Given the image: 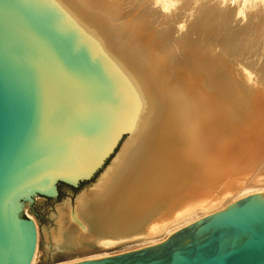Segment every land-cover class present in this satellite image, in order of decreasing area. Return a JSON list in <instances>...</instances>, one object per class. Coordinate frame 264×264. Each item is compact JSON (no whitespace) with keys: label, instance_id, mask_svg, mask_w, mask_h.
<instances>
[{"label":"water","instance_id":"95a60500","mask_svg":"<svg viewBox=\"0 0 264 264\" xmlns=\"http://www.w3.org/2000/svg\"><path fill=\"white\" fill-rule=\"evenodd\" d=\"M197 119L68 0H0V264L157 239L242 186ZM41 195L48 200L36 199ZM65 264H264V191L159 243Z\"/></svg>","mask_w":264,"mask_h":264},{"label":"bare ground","instance_id":"6f19581e","mask_svg":"<svg viewBox=\"0 0 264 264\" xmlns=\"http://www.w3.org/2000/svg\"><path fill=\"white\" fill-rule=\"evenodd\" d=\"M68 1L149 82L197 119L209 140L221 178L255 170L239 188L169 222L166 228L181 220H186L185 226L189 225L201 219L195 220L198 211L210 215V211L223 206L224 209L241 196L264 191V5L261 2ZM121 5H134L133 10L140 7L136 13L142 11L137 15L128 8L133 14L129 12L131 16L127 14V17ZM137 20L140 23L135 24ZM172 21L175 28L170 31L167 26ZM34 225L36 228L35 222Z\"/></svg>","mask_w":264,"mask_h":264},{"label":"rangeland","instance_id":"374dc122","mask_svg":"<svg viewBox=\"0 0 264 264\" xmlns=\"http://www.w3.org/2000/svg\"><path fill=\"white\" fill-rule=\"evenodd\" d=\"M129 1V0H128ZM253 2H261L263 5H264V0H254ZM133 7H135L134 5H132ZM133 7H131V5L130 6H124V5H121L120 6V9L122 10V8H124L123 9V11H124V14L127 16V14H128V16L130 17L131 15H130V13H132L133 11L135 12V10L136 11H138L137 9H139L140 10V7L139 8H134V10L132 9ZM126 8V9H125ZM131 8V11H129V9ZM142 11V10H141ZM141 11H139V13L137 12H135V14H137V15H139L140 13H141ZM130 12V13H129ZM133 12V13H134ZM132 13V14H133ZM134 14V15H135ZM127 16V17H128ZM136 16V15H135ZM220 20V19H219ZM218 20V21H219ZM134 23V22H133ZM137 23H140V20H137V21H135V24H137ZM174 22L172 21V24H173ZM220 23V22H219ZM171 24V23H170ZM168 24V26H167V28L168 29H174L175 28V25L173 24ZM218 25H220V26H222L221 24H218ZM171 29H170V31H171ZM174 31V30H173ZM173 31H172V34H174L173 33ZM171 34V35H172ZM173 36V35H172ZM174 37V36H173ZM235 38V37H234ZM173 41H174V39H172ZM172 40H170V42H172ZM182 47V46H181ZM178 47H176L175 49V52H178L179 51V49H177ZM244 196H246V195H244ZM241 197H243V196H241ZM240 197V198H241ZM39 198H41V199H44V200H48V198L47 197H44V196H41V195H35L34 196V200H36V199H39ZM240 198H237V199H240ZM236 199V200H237ZM224 207V206H223ZM223 207H219L220 209H222ZM27 208H31L30 207V205H27V206H25V208L24 209H22V213L26 216V217H29V218H31L32 220H34V222H35V224H36V221H35V218H34V216L33 215H29L27 212H26V209ZM220 209H214L213 210V212L214 211H216V210H220ZM212 211H210L209 213H213ZM198 213V215H197V217H195V220H197V219H199V218H202V217H204L205 215H208V213L206 214V213H204V212H201V211H198L197 212ZM205 214V215H204ZM184 224H186V220H181V221H178V222H173L171 225H169L167 228H166V231H165V233L163 234V236H161V237H159V238H157V239H154V240H150V241H146V242H142V243H138V244H135V245H131V246H128V247H125V248H122V249H118V250H113V251H103V252H97V253H92V254H87V255H83V256H79V257H74V258H70V259H65V260H60V261H57V262H53V263H50V264H65V263H70V262H74V261H79V260H83V259H94V258H99V257H103V256H108V255H114V254H117V253H122V252H126V251H131V250H135V249H139V248H141V247H145V246H148V245H152V244H155V243H158V242H160V241H163L164 239H166L167 238V236L170 234L169 232H171V231H173V230H177V229H179V228H181V227H183V226H185ZM36 228H37V243H36V248H35V252H34V259H33V261H31V264H36L37 262H38V260H39V256L41 255V250H38V227H37V224H36ZM169 233V234H168Z\"/></svg>","mask_w":264,"mask_h":264}]
</instances>
